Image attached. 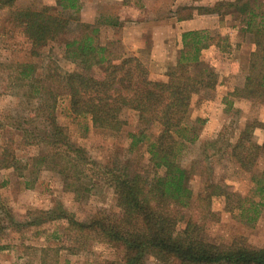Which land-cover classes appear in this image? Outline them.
Segmentation results:
<instances>
[{
    "label": "trees",
    "instance_id": "trees-1",
    "mask_svg": "<svg viewBox=\"0 0 264 264\" xmlns=\"http://www.w3.org/2000/svg\"><path fill=\"white\" fill-rule=\"evenodd\" d=\"M58 6V12L49 7L18 11L15 25L33 57L65 37V59L81 70L61 76L55 70L42 80L37 77L38 65L33 62L10 66L4 80L12 83L6 89L10 86L16 90L12 93L26 105V110L21 116L8 115L6 126L0 124V129L12 128L20 134L24 146L42 151L29 164L4 150L0 168L13 169L20 178H25V170L32 176L42 167L51 170L61 177L64 191L78 200L89 197L96 186L93 182L97 181L113 190L118 213L100 210L88 222H81L56 211H37L28 213L23 222H16L10 213L0 210V238L11 228H29L65 218L66 235L70 238L69 233H74L80 251L97 241L119 252L117 260L105 264H148L149 260L159 264H264V248L218 246L203 237L205 223L213 217L208 211L211 199L233 197L221 186L207 182L197 200H193L190 171L180 161L186 145L199 139L198 129L187 117L191 101L201 90H212L218 83L215 71L201 60L202 51L216 43L212 34L184 33L177 60L167 63L165 80L155 81L143 60L118 53L115 44L100 42V23L81 21L80 0H58ZM217 6L220 7L215 11L220 13L222 5ZM225 7L233 9L227 14L244 17L245 31L256 47L250 55L245 85L233 96L264 100V2L236 0ZM199 11V15L209 12L208 8ZM106 24L120 26L114 21ZM46 81L66 90L70 115L89 119L93 130L119 133L127 125L122 119L124 112L137 113L140 127L129 135L130 149L144 148L151 171H140L118 161L104 168L90 162L86 150L74 144L67 129L58 124L59 96ZM196 124L204 121L197 119ZM254 127L248 125L231 148L244 171L252 170L264 157V143L259 145L252 139ZM34 181L25 182L26 188H31ZM252 182L254 197L242 199V205L239 201L235 207L248 224L264 215V171ZM195 204L200 208L196 209L200 211L201 223L190 217L183 231L178 232L180 210L194 209Z\"/></svg>",
    "mask_w": 264,
    "mask_h": 264
},
{
    "label": "rangeland",
    "instance_id": "rangeland-1",
    "mask_svg": "<svg viewBox=\"0 0 264 264\" xmlns=\"http://www.w3.org/2000/svg\"><path fill=\"white\" fill-rule=\"evenodd\" d=\"M234 1L236 0H221L212 6L199 5L197 8H190L192 10L180 8L176 11L177 16L190 17L192 11L199 13L200 8H208L209 12L201 15L216 18L213 32L208 30L216 43L202 51L201 60L218 77L214 89L201 90L191 101L187 117L198 129L199 139L194 144L186 145L180 161L190 171L189 187L193 192V200H197L207 182L221 186L233 197L231 200L221 196L211 199L208 211L209 216L213 214V217L208 218L205 223L203 237L218 246L238 244L260 249L264 248V215L256 223L248 224L235 208L239 201L242 205V199L254 197L252 180L264 171V157L254 164L252 170L244 171L233 157L231 148L248 125L255 126L253 141L259 145L264 143V100L233 96L237 89L244 87L248 74L250 56L242 59V47L248 48V44L254 46L252 36L245 31L244 17L227 14L233 9H227L225 5ZM220 4L222 9L218 13L215 9ZM45 7L51 8L53 12L61 11L58 0H0V124L5 126L8 115L21 116L26 110V105L14 97L16 90L10 86L6 89L8 83H12L4 80L11 71L10 66L33 62L38 65L37 77L42 80L55 70L60 76L81 70L79 65L65 59V37L39 50L38 57L31 56L29 47L20 34V28L15 25V13L22 10L38 11ZM121 13L119 4L102 1L100 4H81L79 15L83 23H100V42L103 45L115 44L118 53L137 56L148 67L151 79L165 80L163 73L169 67L167 63L177 60L182 45L178 46L173 42L168 52L158 57L153 55L156 52L155 46L159 45L152 44V41L138 53L126 51L120 40V26L106 24L113 21L119 23ZM174 13L171 9L170 14ZM128 21L127 19L124 24L130 23ZM158 62L160 65H157ZM45 83L51 86L50 81ZM51 87L59 96L56 111L58 124L67 129L74 144L86 150L90 162L104 168L115 165L118 161L140 171H151L149 156L145 154L144 148L133 151L130 149L129 135L137 133L140 127L137 113L124 112L122 119L127 125L119 133L96 131L91 128L89 119L70 115L66 90ZM197 119L204 121V124H196ZM4 150H9L20 161L29 164L42 151L39 147L24 146L20 134L10 127L0 129V156ZM23 172L25 178H20L13 169L0 168V210L10 213L16 222H23L28 213L37 211H56L73 216L81 222H88L100 210L118 213L116 196L104 184L93 182L96 186L91 195L78 200L74 194L64 191L61 177L55 172L43 167L36 176L30 175L28 170ZM33 180L32 187L26 188L25 182L32 184ZM228 205L234 209H230ZM197 207L195 204L194 209L191 207L180 210L178 232L183 231L190 217L201 223ZM30 219L34 220V217L31 216ZM67 228L68 219L62 218L39 226L9 229L0 238V264H105L106 261L118 259L119 252L97 241L90 242L84 251H80L74 233H69L70 238L66 235ZM148 264L159 263L149 260Z\"/></svg>",
    "mask_w": 264,
    "mask_h": 264
},
{
    "label": "crops",
    "instance_id": "crops-1",
    "mask_svg": "<svg viewBox=\"0 0 264 264\" xmlns=\"http://www.w3.org/2000/svg\"><path fill=\"white\" fill-rule=\"evenodd\" d=\"M102 1L119 4L122 8V13L119 14V25L122 30L120 40L126 51L138 53L152 41V44L159 45L155 46L156 52L153 55L158 57L167 53L173 42L175 45H182L183 33L208 30L213 32L215 28L214 16L199 15L192 11L190 17H182L177 16L176 11L180 8L192 10L190 8H197L199 5L212 6L221 0H137L138 3L131 0H82L80 4H100ZM171 9L175 11L173 15L170 14ZM127 13L129 16H126ZM127 19L130 23L124 24ZM247 46L248 48L242 47V59L249 58L255 51L254 46L249 44Z\"/></svg>",
    "mask_w": 264,
    "mask_h": 264
}]
</instances>
